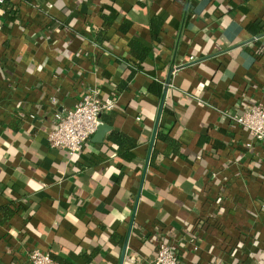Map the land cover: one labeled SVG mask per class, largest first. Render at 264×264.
Returning <instances> with one entry per match:
<instances>
[{
    "label": "crops",
    "instance_id": "0c3cea01",
    "mask_svg": "<svg viewBox=\"0 0 264 264\" xmlns=\"http://www.w3.org/2000/svg\"><path fill=\"white\" fill-rule=\"evenodd\" d=\"M10 2L0 264H119L132 218L123 264H154L159 234L182 264H264V141L229 116L264 105V0ZM87 88L118 103L71 156L48 133Z\"/></svg>",
    "mask_w": 264,
    "mask_h": 264
},
{
    "label": "built area",
    "instance_id": "2783aa9c",
    "mask_svg": "<svg viewBox=\"0 0 264 264\" xmlns=\"http://www.w3.org/2000/svg\"><path fill=\"white\" fill-rule=\"evenodd\" d=\"M117 103L116 97L103 96L97 88H87L72 109L55 112L54 127L48 133L50 146L71 156L76 154L97 132L102 124L101 115L114 110ZM229 114L234 123L246 129L254 139L264 141V105H249L241 114ZM158 236L154 264H182L172 242L165 235ZM28 254L31 264H60L48 252L38 248Z\"/></svg>",
    "mask_w": 264,
    "mask_h": 264
},
{
    "label": "water",
    "instance_id": "95a60500",
    "mask_svg": "<svg viewBox=\"0 0 264 264\" xmlns=\"http://www.w3.org/2000/svg\"><path fill=\"white\" fill-rule=\"evenodd\" d=\"M174 71V68H171L170 71H169V74H168V77H167V80H166V85H165V89H164V92H163V96H162V100H161V104H160V110H159V116H160V113H161V110L163 108V105H164V101H165V98H166V94H167V90H168V87H169V84L171 82V77H172V73ZM110 129V126L107 125V124H104L102 123L96 134H95V138L97 140H101L105 134V132ZM133 219L131 220V226L129 228V231H128V234L125 238V241H124V244H123V249H122V253H121V257H120V262L119 264H123L124 263V259H125V256H126V252H127V247H128V242H129V236H130V233H131V228H132V225H133Z\"/></svg>",
    "mask_w": 264,
    "mask_h": 264
},
{
    "label": "trees",
    "instance_id": "16d2710c",
    "mask_svg": "<svg viewBox=\"0 0 264 264\" xmlns=\"http://www.w3.org/2000/svg\"><path fill=\"white\" fill-rule=\"evenodd\" d=\"M3 7L6 9V11H8V12H10V13H12V14H16L17 13V7L13 4V3H11L10 2V0H3ZM160 137L162 136V135H159ZM111 137H112V139H114V140H117L118 139V134H116V133H112L111 134ZM165 140L169 143V144H176V142L174 141V140H172V139H170L169 137H165ZM156 155H157V153L155 152L154 154H153V158H152V163H154V160H155V157H156ZM8 209H5V208H3V211L5 212V213H10V215H12L13 213H14V211L13 210H9V211H7ZM52 258L54 259V260H56V261H58L60 264H65L64 263V261H62L61 259H59V258H56V257H54V256H52Z\"/></svg>",
    "mask_w": 264,
    "mask_h": 264
}]
</instances>
